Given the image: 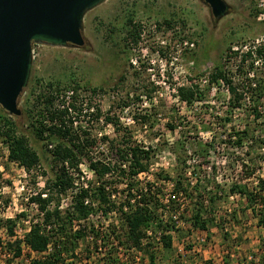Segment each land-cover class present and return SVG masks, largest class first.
<instances>
[{
  "label": "rangeland",
  "instance_id": "rangeland-1",
  "mask_svg": "<svg viewBox=\"0 0 264 264\" xmlns=\"http://www.w3.org/2000/svg\"><path fill=\"white\" fill-rule=\"evenodd\" d=\"M225 1L230 6L228 14L215 20L202 0H104L83 17L84 47L44 43L32 46L29 80L18 99L21 114L12 117L39 153L40 162L23 173L4 158L2 151L6 143L0 140L2 242L23 238L30 226L41 220L36 202H30L29 197L38 191L50 190L47 183L59 172V165L53 162L30 126L34 111L28 113L33 110L37 94L50 90L56 96L54 107H70L74 132L83 145L78 163L81 170L74 178L75 185L62 194L50 190L51 208L58 203L65 210L70 206L73 190L95 184L97 175L89 166L91 161L119 165L123 161L116 149L134 145L148 151V170L140 173L138 179L152 183L151 188L159 192L157 197L161 203L171 199L174 189L170 184L180 176L184 188L191 194L189 197L183 190L175 193L179 209L173 213L177 221L176 229L171 231L169 250L163 248L159 232H149L144 243L150 241L151 246L141 250L118 246V239L125 243L124 222L116 210L102 215L95 197H88L91 215L73 223L72 229L80 228L84 235L78 239L77 258L70 259L66 253L67 262L152 264L148 257L150 250L155 256L153 264H202L204 261L262 264L264 227L257 225L258 217L248 207L245 196L232 187L245 184L252 188L256 184V177L264 174V159L260 157L264 149L251 146V140H244L242 147L232 142L235 131L245 127L254 130L256 137L262 135L264 119L253 117L247 98L241 107L227 113L229 95L222 83L218 87L213 85L203 99L191 104L179 100L176 93V87L189 83L190 79L204 88L210 71L219 64L236 83L244 79L248 63L246 60L242 64L245 45L264 38V0ZM255 12H258L256 16ZM130 14L135 23L143 26L140 40L133 47L125 46L122 40L125 32L121 28ZM165 18L172 25L158 27L157 23ZM111 29L118 30L115 33ZM228 48L237 52L236 56L228 58ZM73 81L79 84L76 91ZM49 83L54 84L52 89H48ZM56 83L60 86L58 90ZM67 95L69 99L65 98ZM142 115L147 116L146 121L135 118ZM126 116L134 121L123 124ZM226 117L230 119L225 120ZM250 170L255 171L247 175ZM158 173L168 174L172 179H157ZM105 179L114 182L111 174ZM196 180H200L197 191L206 198L205 204L208 195L215 197L216 194L212 203L214 224L205 230L192 227L189 220ZM124 186L119 183L108 189L117 190L109 197L115 205L122 199L119 191ZM8 220H12L14 237L8 235ZM40 255L24 245L23 256L10 261L0 251V264H24L30 257Z\"/></svg>",
  "mask_w": 264,
  "mask_h": 264
},
{
  "label": "trees",
  "instance_id": "trees-1",
  "mask_svg": "<svg viewBox=\"0 0 264 264\" xmlns=\"http://www.w3.org/2000/svg\"><path fill=\"white\" fill-rule=\"evenodd\" d=\"M257 13L255 12V16ZM132 15L130 14L126 18L121 28L125 32L122 40L127 47L137 46L143 30V26L139 22L135 23L133 21ZM171 22L170 19L165 18L161 23L158 22L157 25L159 27L164 24L169 27L172 25ZM117 30L111 29L115 33ZM228 53V58L237 54V52L231 51V48H228ZM242 56V64L246 60H248V63L247 70H245L246 75L239 83L229 78L225 68L219 64L210 71L207 85L204 88H200L192 79H190L189 83L178 85L176 93L179 100L191 104L195 100L203 99L205 93L213 85L218 87L222 83L229 95L227 113L231 114L234 109L241 107L243 101L247 98L253 117L255 119H264V40L247 47ZM240 66L243 67V65ZM258 67L259 70H256ZM249 71L253 72L247 74ZM73 82L75 84L72 87L76 91L79 84L76 81ZM53 86L54 84L49 83L48 89H52ZM58 89H60V86L59 83H56V90ZM95 89L92 88V90ZM98 90H101V88L99 87ZM55 99L56 96L50 90L38 93L35 97L33 110H28V113L31 114L34 111L35 118L30 122L34 135L43 142V146L52 156L53 162L59 165V172L55 175L52 182L47 183V187L51 191L54 190L56 194H62L73 185V178L68 175L67 170L69 168L78 169L79 159L83 154V145L78 141L74 132L73 122L69 114L70 107H54ZM71 106L75 108L73 104ZM138 117L143 121L147 120L145 115L135 116V118ZM15 119L0 107V140L8 145V159L30 171L39 164L40 155L31 147L28 137L20 130ZM229 119L228 117L225 118V120ZM106 120L111 122L112 119L106 117ZM234 135L235 140L232 143L236 147H242L244 140H251V146L264 149V132L256 137L254 130H249L245 127L240 131H235ZM124 143H126V140H124ZM49 145L51 146L50 148L48 147ZM116 151L123 161L119 165L100 160L89 163V166L97 175L95 184L92 187L80 188L72 196L70 206L65 210H62L58 203L53 208L50 207L53 196L49 189L45 192L46 195L44 197L41 196L43 191L30 195V202H36L38 212L42 214V218L30 226L23 238L14 237L12 220L7 221L8 235L14 237L5 242L0 240V251H2V255L9 257L7 261L23 256L24 245L32 252L38 255L42 254L30 257L28 262L24 264H69L70 262H67V258L64 256L66 253L70 259H76V250L79 247L78 239L84 233L80 228L72 229V226L74 222H78L81 219L85 220L91 215V206L84 202L85 199L91 196H94L100 204L98 211L102 215L116 210L120 219L124 222L126 227L125 243L118 239V246L123 244L127 245L128 249L141 250L144 246H151L150 241L144 243V240L149 238L148 233L159 232V239L163 248L165 250L171 249V231L176 229L172 215L179 209L178 204L173 198L166 204L161 203L157 197L159 192H154L151 188L152 183L150 181L142 182L138 179L140 173L148 170L147 150L134 145L125 146L124 150L117 148ZM260 157L264 159V152L261 153ZM253 171L250 170L246 174L251 175L254 173ZM109 174L113 177L114 182L105 179ZM157 176V179H172L168 174L158 173ZM181 178L182 176L174 180V192L172 195L179 190H183L190 197L191 194L184 188ZM119 183H124L125 186L119 191L122 197L121 201L118 202V205H115L116 203H112L109 197L111 194L117 193V190L109 191L106 187L110 188L112 185H118ZM187 184L189 186V182ZM200 186V180H196L193 187L195 199L190 202L192 207L189 220L192 223V227L205 230L214 224L212 203L216 194L215 197L214 195L207 196V204H209L207 205L205 204L206 198L197 191ZM232 189L245 196L248 207L258 217L257 225L264 227V174L256 177V184L252 188L242 184L234 186ZM90 231L95 235L93 229H90ZM49 246H51V249L48 251ZM148 257L153 264L155 256L150 250H148ZM202 264L211 263L204 261ZM262 264H264V259Z\"/></svg>",
  "mask_w": 264,
  "mask_h": 264
},
{
  "label": "water",
  "instance_id": "water-1",
  "mask_svg": "<svg viewBox=\"0 0 264 264\" xmlns=\"http://www.w3.org/2000/svg\"><path fill=\"white\" fill-rule=\"evenodd\" d=\"M103 1L0 0V107L5 112L21 114L18 99L29 80L32 46L84 47L83 17ZM202 1L215 20L229 12L225 0Z\"/></svg>",
  "mask_w": 264,
  "mask_h": 264
},
{
  "label": "built area",
  "instance_id": "built-area-1",
  "mask_svg": "<svg viewBox=\"0 0 264 264\" xmlns=\"http://www.w3.org/2000/svg\"><path fill=\"white\" fill-rule=\"evenodd\" d=\"M261 40H264V38H262ZM261 40H259V41H261ZM258 41V42H259ZM258 42H256V43H258ZM247 47H249V46H247V45H245V49L247 50ZM33 52V51H32ZM65 98L66 99H69V95H67V96H65ZM68 103V102H67ZM61 107H64L63 105L61 106ZM67 107V106H66ZM134 120H133V118L131 117V116H126V118H125V120H124V122H123V124L125 123V124H130V123H132ZM51 146L49 145V148H50ZM2 153L4 154V158L5 159H7L8 158V154H9V150H8V145L7 144H5V147H3V151H2ZM12 163L13 164H15L16 166H18V168H20V170L23 172V173H25L27 170L24 168V167H22V166H19L16 162H14V161H12ZM124 167H125V165H123ZM69 169H71V170H69ZM68 170H69V173H71V177L73 178V185H72V187L75 185V180H74V178L76 177V176H78L79 175V169L81 170V168H80V164L78 165V170H76L75 171V169H73V168H69ZM93 171V170H92ZM74 172H76V175H75V173ZM82 172V171H81ZM95 172V171H94ZM170 185H173V183H171ZM71 187V188H72ZM87 188L88 187V185H83V186H78V188H76L75 190H73V193L75 194V193H77L78 191H79V189L80 188ZM107 189H109V187L107 186L106 187ZM39 192V191H38ZM37 193V192H36ZM46 194H45V192H43L42 194H41V196L42 197H44ZM171 198H175V199H177V200H179L178 199V197L176 198V195L175 194H171V196H170ZM85 203H87V204H90V202L88 201V198L87 199H85V201H84ZM166 202H168V199L166 200ZM91 204H93V202L91 203ZM172 217H173V219L175 220V222L177 221V215H175V214H173L172 215Z\"/></svg>",
  "mask_w": 264,
  "mask_h": 264
}]
</instances>
